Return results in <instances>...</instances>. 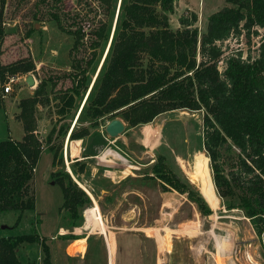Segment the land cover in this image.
<instances>
[{
	"label": "trees",
	"instance_id": "1",
	"mask_svg": "<svg viewBox=\"0 0 264 264\" xmlns=\"http://www.w3.org/2000/svg\"><path fill=\"white\" fill-rule=\"evenodd\" d=\"M225 1V5L207 16L201 34L194 25L196 12L179 15L178 26H170L175 0H92L89 7L92 17L87 25L84 21L87 16L77 9H63L62 0H37L35 6L40 14L34 16L39 20L46 16L59 31L72 36L67 51L69 69L60 75L69 80L64 101L72 106L78 98V114L83 113L90 126H97L98 119L105 116H119L129 126H135L164 111L202 108L203 148L209 158L215 193L229 199L226 209L242 210L261 240L264 238V34L254 56L237 50L222 60L220 43L233 35H257V28L264 31V0ZM4 4L5 0H0V43ZM33 70L30 59L0 64V104L6 79ZM47 81L55 83L53 76L41 78L30 96L17 101L14 118L23 128L22 137L0 139V211L35 207L30 182L43 145L35 131V111L36 105L46 98ZM76 122L73 127L60 126L57 133L68 136L69 142L87 136L89 127L76 128ZM54 131L55 126L46 141L51 140ZM232 146L238 150L235 170L227 175L223 173L220 153ZM59 148L49 146L52 166L58 162ZM70 168L72 174L82 173L85 161L74 160ZM150 168L162 191L185 193L200 213L213 212L202 193L181 179L166 164L164 156H156ZM50 177L61 189L60 210L66 212L73 225L80 224L81 213L91 203L90 196L67 171H52ZM22 242H39L42 263L51 264L45 238L36 233L0 236V264H23L16 253Z\"/></svg>",
	"mask_w": 264,
	"mask_h": 264
},
{
	"label": "rangeland",
	"instance_id": "2",
	"mask_svg": "<svg viewBox=\"0 0 264 264\" xmlns=\"http://www.w3.org/2000/svg\"><path fill=\"white\" fill-rule=\"evenodd\" d=\"M36 1L5 0L2 13L4 32L0 43V64L30 59L34 63V70L26 74L32 75L34 84L30 86L22 79L14 80L11 83L12 91L2 97L0 139L17 140L23 135L20 121L14 118L18 111V99L30 96L41 78L53 76L55 83L51 85L47 81L46 98L43 103L36 105L35 111V131L43 143L30 182L35 207L23 211H0V236L39 234L45 238L52 261L57 252L60 264L63 260L64 264H224L219 251V240L232 229L233 222L237 219L233 216L240 212L237 209H234L237 212L226 209L229 199L221 198L215 193L209 158L203 148V109L168 110L149 122L135 126H129L119 116H115L112 118H119L125 123L123 132L116 137H111L105 131L107 121L112 119L108 116L98 119L97 126H90L84 114H78V98H75L72 106L64 101V91L69 80L60 75L69 69L67 51L72 43V36L59 31L53 21H48L44 15L43 20L35 18L34 14H40L35 6ZM92 4V0H62L63 9H77L87 16L84 20L86 25L92 17V11L89 10ZM225 4V0H175L170 26H178L179 15L196 12L197 20L194 25L201 34L205 31L207 16ZM257 29V35H233L221 42V59L237 50L243 55H256L257 43L264 34L262 28ZM75 112L76 117L73 119ZM75 122L76 128L88 126L89 134L81 138L79 144H75L77 141L71 142L66 149L65 138L68 136L62 137L57 130L60 126L73 127ZM53 126L55 131L48 142L46 136ZM49 146H60L57 152L58 162L54 166ZM237 152V148L233 146L221 150L219 160L224 174L235 170ZM158 155L164 156L166 164L199 193H202L203 184H210L215 205L205 199L213 211L211 215L200 213L185 193L160 189L159 180L151 176L150 168ZM83 156H89V159L85 160ZM198 158L201 173L196 164ZM80 159L85 161L84 171L72 174V161ZM55 170L69 171L72 178L77 179L78 185L90 196L91 203L81 213L80 224L73 225L66 212L59 208L63 202L61 189L50 177V172ZM90 209L92 217L89 216ZM17 218L19 221H16ZM78 225L86 226V229L75 228ZM59 226L66 231L63 236L56 232ZM240 228L241 236L245 235V228ZM80 230L84 232L83 235L94 230L84 256L66 261L64 251L56 249L54 252L55 243L64 240V237L75 238L73 232ZM245 237L250 236L247 233ZM239 239L238 247L234 246L235 239H232L233 244L229 246L228 256L231 261L233 258L232 264H238L234 249L246 247L244 245H248L250 252L260 249L261 258L258 253L252 255L257 256L255 260L259 259L258 264H264L262 249L256 242L247 240L243 245ZM261 240L264 244V238ZM77 243L75 241L67 246L66 251L70 255L77 254L81 249ZM18 246L20 262L43 264L39 242H22ZM108 250L109 255L112 250L109 260Z\"/></svg>",
	"mask_w": 264,
	"mask_h": 264
},
{
	"label": "crops",
	"instance_id": "3",
	"mask_svg": "<svg viewBox=\"0 0 264 264\" xmlns=\"http://www.w3.org/2000/svg\"><path fill=\"white\" fill-rule=\"evenodd\" d=\"M80 140L81 139L77 140V143H75V144H79L80 143L79 142ZM71 142H72L71 140L69 142L68 141V138H65L66 149H67L68 145ZM83 159H85V160L86 159H89V156H83ZM77 183H79L78 180H77ZM230 210L231 211H234V212H237L238 211V212H240L241 215L240 214H238V215L234 214V216H233V214L231 215V216L237 218L236 219V222L235 221L233 222V225L234 226L232 227V229L231 228L229 229V232L228 233L226 232L225 235H222L223 236V239H220L219 240L220 241L219 242V247H221V250H219V251H221V254H222L221 255L222 256V259H223L222 262L224 264H232L233 258H232V261H231L230 260L231 258L228 256V250H229L230 244H233V242H232L233 240L232 239H235V242H236V244L234 246L235 247H238V244H237L238 243V240H237L238 238H240L239 241H242L243 242V245L247 243V242H244V241H247V240L248 241L250 240V241L256 242L257 246L262 249V253H263V256H264V247H263L264 244H263L262 240H259V238L257 237V235H255V233L253 231V228H251V226H250V223H249L248 218L243 215L242 210H240L239 208H237V211H235L234 209H230ZM240 218H243L246 221H244V220H242ZM132 219H133V217H132ZM241 226L243 228H245V230H244L246 232L245 235L248 233V235L250 237L246 238L245 235L241 236V233H242L241 228H240ZM79 227L80 228H83V229H86L85 228L86 226H79V225L76 226L75 228H79ZM63 230H64V228L62 226H59L57 228L56 232H58L61 236H63L64 234H66L65 233L66 231L65 230L63 231ZM61 231H63V232H61ZM83 233L84 232H82L81 230L80 231H75L72 234V235L75 236V238H66V237H64V240H61L59 243H55L54 244V252L57 251L56 249H60V250L64 251V254L66 255V261H68L69 259H73V258H75L77 256H84L85 253L87 252L86 251V247H87V243L89 242L90 235H93L94 234V230L92 232H86V235H83ZM75 241H78L77 245H80L81 246V249H79V252L77 254L70 255L66 251V248H67V246L69 244H71L72 242H75ZM107 242H108V240H107ZM261 242H262V245H261ZM244 246H246V247H244V248L241 247V248H238L237 250L234 249V251H235L234 256H235V259L237 260L238 264H258L259 263V259L258 260H255V258H257V256L254 257L252 254L258 253L259 258H261V256H260V254H261L260 253L261 252L260 249H259V251L258 250L256 251L254 249L252 252H250L249 251L250 249L248 248V245H244ZM19 250H20V248L18 246L16 248V253ZM239 253H240V255H239ZM111 255H112V250H111ZM111 255H109V250H108V260H109V258H111L110 257ZM54 258H55V260L52 261L51 254H50L51 264H60L61 263L60 258L58 257L57 252H56ZM64 261L65 260H63L62 264H64ZM22 262L24 264V261H22ZM28 262H31L32 263V261H30V259H28ZM234 264H235V262H234Z\"/></svg>",
	"mask_w": 264,
	"mask_h": 264
},
{
	"label": "water",
	"instance_id": "4",
	"mask_svg": "<svg viewBox=\"0 0 264 264\" xmlns=\"http://www.w3.org/2000/svg\"><path fill=\"white\" fill-rule=\"evenodd\" d=\"M104 56H105V54H104ZM104 56H103V58H104ZM103 58H102V60H103ZM102 60L100 61L99 65L97 67V71L99 70L98 68H99ZM96 73H95V75H96ZM25 82H26L27 85H30V86L33 85L34 84V79H33L32 75L28 74L26 76V78H25ZM107 123L108 124L105 127V131L111 137H116L121 132H123V130L125 128V123H123V121L121 119H119V118H112L109 121H107ZM67 172H69V171H67Z\"/></svg>",
	"mask_w": 264,
	"mask_h": 264
},
{
	"label": "built area",
	"instance_id": "5",
	"mask_svg": "<svg viewBox=\"0 0 264 264\" xmlns=\"http://www.w3.org/2000/svg\"><path fill=\"white\" fill-rule=\"evenodd\" d=\"M28 74H17L16 76H9L2 84V90L5 94H9L11 90V83L15 80L22 79L25 82V78ZM26 83V82H25ZM126 160V159H125Z\"/></svg>",
	"mask_w": 264,
	"mask_h": 264
},
{
	"label": "bare ground",
	"instance_id": "6",
	"mask_svg": "<svg viewBox=\"0 0 264 264\" xmlns=\"http://www.w3.org/2000/svg\"><path fill=\"white\" fill-rule=\"evenodd\" d=\"M117 158H118V156H117ZM196 164L199 166L198 171L201 173V170L202 169L200 168V166H201L200 165V159L197 161ZM209 185H210L209 183H205V184L202 185V193H203L204 197L207 199V201H209L211 204H214L213 201H212V193H211V188H209ZM89 214H90L89 216L92 217V215H91V209L89 211Z\"/></svg>",
	"mask_w": 264,
	"mask_h": 264
}]
</instances>
